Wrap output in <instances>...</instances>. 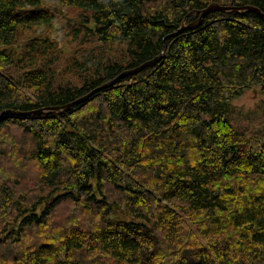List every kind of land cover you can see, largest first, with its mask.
I'll return each mask as SVG.
<instances>
[{
  "label": "trees",
  "instance_id": "obj_1",
  "mask_svg": "<svg viewBox=\"0 0 264 264\" xmlns=\"http://www.w3.org/2000/svg\"><path fill=\"white\" fill-rule=\"evenodd\" d=\"M212 2L264 12L0 0V264H264V21L214 11L171 35ZM163 45L67 112H4L67 104Z\"/></svg>",
  "mask_w": 264,
  "mask_h": 264
},
{
  "label": "water",
  "instance_id": "obj_2",
  "mask_svg": "<svg viewBox=\"0 0 264 264\" xmlns=\"http://www.w3.org/2000/svg\"><path fill=\"white\" fill-rule=\"evenodd\" d=\"M214 11H219V12L252 11V12H255L264 21V12H262L261 10H259L256 7H253L250 5H243L240 7L239 6H232V5H220L218 3L212 2V3H209L205 8L200 10L198 17L195 20H193L189 23H185V21L183 20L180 27L175 32H173L171 35L175 36L185 29H194V28L198 27L202 23L205 15H207L208 13L214 12ZM164 47L165 46L163 45L162 50L160 51L161 53L157 57H155L151 60L145 61L142 64L138 65L137 67L122 71L120 74H118L113 79H110L109 81L95 87L94 89H92L88 93H85V95H83V96H81V97H79V98H77V99H75V100H73L67 104L60 105V106H53V107L52 106L51 107H44V108L32 110V111L8 110V111H4V112L5 113H11L14 115H27V116L31 115V114H49V113L58 114V113L67 112L71 109V106L78 105V104L85 102L87 99L90 98V95L92 96L95 92H98L102 89L109 87L110 85H113L115 83V81H118L119 78L125 77L128 74L138 73L142 69H144L150 65H153L155 62H157L162 57Z\"/></svg>",
  "mask_w": 264,
  "mask_h": 264
},
{
  "label": "rangeland",
  "instance_id": "obj_3",
  "mask_svg": "<svg viewBox=\"0 0 264 264\" xmlns=\"http://www.w3.org/2000/svg\"><path fill=\"white\" fill-rule=\"evenodd\" d=\"M71 23H73V21ZM262 98L263 97L258 92V89L253 88L249 89L239 98L234 99L233 103L236 106L242 107L245 111H248L251 110L257 102L262 100ZM54 236L56 237L55 233L52 234L53 238Z\"/></svg>",
  "mask_w": 264,
  "mask_h": 264
}]
</instances>
